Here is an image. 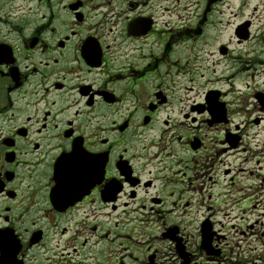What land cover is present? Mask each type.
I'll list each match as a JSON object with an SVG mask.
<instances>
[{"label": "flooded vegetation", "instance_id": "1", "mask_svg": "<svg viewBox=\"0 0 264 264\" xmlns=\"http://www.w3.org/2000/svg\"><path fill=\"white\" fill-rule=\"evenodd\" d=\"M245 7L0 0V264H264Z\"/></svg>", "mask_w": 264, "mask_h": 264}, {"label": "rangeland", "instance_id": "2", "mask_svg": "<svg viewBox=\"0 0 264 264\" xmlns=\"http://www.w3.org/2000/svg\"><path fill=\"white\" fill-rule=\"evenodd\" d=\"M182 3H186V2H182ZM253 7H257L258 10L256 12L255 15H258L259 17L256 18V23L254 24V27H253V34H254V37L256 39V41H254V44L256 45H259V50L256 52L257 54L259 52H264V0L262 1H257V0H246V7L243 11V13H240L236 18H233L232 16H230L229 18L226 17H223L221 19L222 22L226 23L228 22L229 20L230 21H241L243 19H249L251 18V14L253 13ZM185 13H183L184 15ZM185 18V21L186 22H189V18L191 17V15H184ZM194 21V20H192ZM260 39H262V43H260ZM219 41H220V38H219ZM258 48V46H257ZM251 49H255V46H253V48ZM242 60V59H241ZM260 66H257V68H259ZM248 74H242V79L240 80V82H236L237 84V87L238 88H243L245 86V82H246V77H247Z\"/></svg>", "mask_w": 264, "mask_h": 264}]
</instances>
